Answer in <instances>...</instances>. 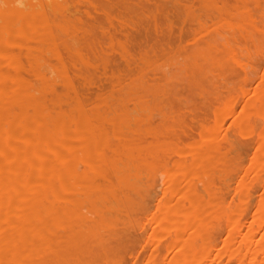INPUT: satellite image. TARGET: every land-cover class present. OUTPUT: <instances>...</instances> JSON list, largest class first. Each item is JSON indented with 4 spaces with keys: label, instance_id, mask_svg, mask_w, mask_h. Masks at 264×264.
Returning <instances> with one entry per match:
<instances>
[{
    "label": "bare ground",
    "instance_id": "obj_1",
    "mask_svg": "<svg viewBox=\"0 0 264 264\" xmlns=\"http://www.w3.org/2000/svg\"><path fill=\"white\" fill-rule=\"evenodd\" d=\"M191 3L0 0V264H108L121 245L142 241V222L149 228L143 244L137 242L146 251L143 264H158L162 240L159 264H264V68L249 84L255 56L264 54V0ZM171 14L192 22L186 27L197 26L192 41L174 49L168 45L175 38L165 42L166 49L165 43L157 50L146 45L152 48L149 55L145 49L148 58L138 52L144 60L135 57L142 63L131 69L134 57L125 45L137 40L134 30L152 26L154 41L164 29L169 39L178 21ZM112 53L119 62L108 75ZM229 62L241 71L233 70L240 96L234 84L224 88L222 80L229 93L213 107L214 120L205 123L204 115L200 123L198 117V139L179 142L187 138H178L180 130L178 141L173 134L170 139L175 130L170 122H177L174 100L179 106L210 67L222 69ZM227 69L226 74L232 70ZM96 81L108 85L100 89ZM179 84L190 88L181 87L187 93L180 99ZM221 87L205 92L218 101ZM178 110V116L184 113ZM192 116L196 129L195 111ZM154 118L160 121L155 127ZM227 121L235 127L232 134L238 128L243 136H256L247 165L238 169L236 202L226 199L223 185L229 188L243 158L237 152L247 144L236 143L237 132L226 137L228 127L222 135ZM172 149L177 156L169 153L170 163ZM233 157L239 159L235 166ZM214 171L218 184L211 179L205 186ZM199 184L205 188L197 189Z\"/></svg>",
    "mask_w": 264,
    "mask_h": 264
},
{
    "label": "rangeland",
    "instance_id": "obj_2",
    "mask_svg": "<svg viewBox=\"0 0 264 264\" xmlns=\"http://www.w3.org/2000/svg\"><path fill=\"white\" fill-rule=\"evenodd\" d=\"M181 2H182L183 4H185V5H187V4H188V5H189V4L191 5V4H192V3H191L192 0H188V1L185 2V3H184L183 0H181ZM188 5H187V6H188ZM192 5H194V3H193ZM177 16H178V14H177L176 16H175L174 14H173V16H172V14H171V15H170V19H172V21L174 22V21L176 20ZM173 17H174V20H173ZM177 19H178V21H175V22H177V23L175 24V25H176V29L174 28L175 25L172 24V25H173L172 29L174 28V30H171V31H172V32H171V35H170L171 37H170L169 39L166 38V37H167V36L165 35V34H166V31H165L164 29H161V32H162V33L165 32V34H162V35H163V39H162V35L159 34V36H158V33H157L156 38L158 37L159 40H158V38H157V40H156V38H155L156 42H155V40L153 41V40H152V36H153L152 26L149 27V30H150V31H149L148 29H146V30H145V29H144V30H142V29H141V30H140V29H136V30H134V32L138 30V31H137L138 34H139V32L142 33V34H141V37L143 38V40L141 39L142 41H140V39H139L140 37L137 36L138 34L136 35V36H137V38H136V36L134 35V34H136V33H134V32L132 31V34L134 35L135 40L137 39L138 41L136 40V41L133 43L134 39H133L132 41L129 40V41L127 42V43H128V46H127V44L125 45L126 47L124 46L125 49H126L129 53H132V54H130V58L134 57V59H132V61H131L132 64L129 63V64H130L129 66H130V67L132 66L131 69H133V66H136V65L139 66V65H140V63H138L139 61L141 62V60H139V58L141 59V58H142L141 56H143V55H140V54H141V53H145V49H146V47H147L149 44H150V45H149L150 47L152 46L153 50L155 49V46H156V49H155V50H157L158 47L160 48V43H161V44H164L165 42H170L171 40H174V38H175L174 41H171V42H173L172 45H171V43H170V45H171L172 47H171L170 45H168L167 43H165V45H166V44L168 45V48H172V49H174V47L179 48V46H180V47L185 46L186 42H190V41H192V34H193V32H195V33L197 32V30H196V29H197V26H196L195 24H192L190 28H189V27H186V26H189V23H190V22L188 23V20H185L183 16L181 17V16L179 15V17H178ZM173 22H172V23H173ZM191 23H192V22H191ZM191 23H190V24H191ZM116 26H118V25L116 24ZM183 26H184V27H183ZM180 27H181L182 30H179ZM193 27H195V28H194L195 31H193V29H192ZM128 28H129V30H132L129 24H128ZM144 28H146V27H144ZM188 28H189V29H188ZM183 29H184V30H183ZM190 29H191V31H190ZM185 30H186L187 32H186ZM143 31H147L148 33H150V35H149V34L146 32V33L149 35V36H147L146 33L144 32L145 35L147 36V39H145V38H146L145 35L143 36V34H144ZM179 31H180V34H178ZM129 32H131V31H129ZM173 32H174L175 34H174ZM183 32H184V33L186 32L188 35H187L186 33L184 34ZM190 32H191V33H190ZM195 33H194V34H195ZM132 34H131V35H132ZM133 35L131 36L132 38H134ZM178 36H179V38L182 37V39H179V40H180V43H179V41H178ZM180 36H181V37H180ZM150 37H151V38H150ZM183 37H184V38H183ZM132 38H130V39H132ZM160 38H161L163 41H162ZM188 38H189V39H188ZM148 39H149V40H148ZM170 39H171V40H170ZM186 39H187L188 41H187ZM165 40H166V41H165ZM167 40H168V41H167ZM144 41H145V43H144ZM154 42H155V43H154ZM157 42H158V43H157ZM156 43H157V45H156ZM129 44H130V48H128V47H129ZM154 44H155V45H154ZM177 44H178V45H177ZM146 45H147V46H146ZM165 45H163V48L165 47L164 49H166V47H167V45H166V46H165ZM176 45H177V46H176ZM149 46H148V47H149ZM169 46H170V47H169ZM144 47H145V48H144ZM139 48H140V50H139ZM143 48H144V49H143ZM152 48H147L148 50L146 49V50H147L146 53H148V55H149V53L152 51V50H151ZM159 48H158V49H159ZM142 49H143L144 51H143ZM175 49H176V48H175ZM130 51H131V52H130ZM141 51H142V52H141ZM138 52H139L140 54H139ZM146 53H145V56H143L144 59L148 58L147 55H146ZM134 54H135L136 56H135ZM110 56H112V58H110ZM113 56H114V55H113V53H112L111 55H109V58H110L111 60L114 58V60H115L116 62L111 63V60L108 59V61H109L108 63H109V64L107 63L108 66L106 67V69H107V74H108V75L111 73L112 70L115 69V67L117 66V63L119 62L118 57H116L117 55L114 56V57H113ZM131 56H132V57H131ZM261 56L264 57V54H261L260 57H259V56H257V57L255 56V59L257 58L256 61H255L256 64H254L255 62H254L253 64H254V66L257 65L256 67L258 68V70H257L256 67H253V69H255V70L252 69V71H254V72H252L254 75L250 74V75H252V78L250 77V78H251V81L249 82V84H250V83H251V84H254V83H255L254 77L256 76L255 79L258 78L257 76L260 77L259 74H261V72H262V70H263V68H264V58H262ZM115 57H116V58H115ZM135 57H139V58H136V59H138V61L135 60ZM143 58H142V59H143ZM258 58H259V59H258ZM144 59H143V60H144ZM117 60H118V61H117ZM134 60H135V62H133ZM112 62H113V61H112ZM136 62H137V64L135 65ZM120 63L123 65L122 62H120ZM141 63H142V62H141ZM208 63H209V62H208ZM121 64H120V65H121ZM229 64H230V65H229ZM229 64H227V63L224 64L225 66L227 65V66H226L227 68H228V65H229V68H230V69L232 68L231 71H229L230 69L225 68V69H227V71H229V72H227L228 75L226 74L225 69H223V68L225 67L224 65H223L222 69L220 68L221 71H220V69H218V67H213V66H212L213 68L210 67V69L207 70V73H210L211 75L213 74L214 76L212 75V77H211V76H209L210 74L207 75V73H206L208 80L205 78L206 75L204 76L203 79L198 78V81H199V82H198V86H200V87H196V86H194V87H196V88H193V85H191V87L193 88V90H194V89H197L196 91H192V90H190V88H188V89L191 91V94L187 93V92H190V91L187 89L188 86H184V85H182V84H184V81H183V83L181 84L182 86L179 84V85H180V88L182 87V88L185 89V90L187 89V90H186L187 92H186V91H183L182 88H181L182 90H180V88L178 89V90H180V91H183V92L180 93V94H179V93H176V94L178 95L179 99H180V96H185L186 93H187L188 95H186V96H185L186 98H185V97H184V98H185L186 100H188V99H187V96L190 97L189 100H190L191 103H192V104H191V108L193 107L192 105L195 104L194 107H193V109H194V111H195V116H196L195 119L197 118V120H195V121H196V122H195L196 129L194 128V123L192 124V122H193V121H192V118H193L192 113H193L194 111H193V109H192V111H191V109H190V104L186 103V100L183 99V97H181V98H182V101H183V103H182V101L180 100V101H181V104H179V106H181V108H179V106H178V104H177V103L179 102L178 100H174V104H173V105L171 104V107L173 108V110H172V113H173V114H172V118H173V120L175 119V122L177 121V122H176L177 124L175 123V125H174V123H173L172 121L170 122V123L172 124V125H171L172 127L170 126V127H171L170 130L174 127L175 130H173V129H172V130H173L175 133H173V131H169V132H170V133H168V135H169L168 137H169V138L172 137V136H170L171 134H173V137H172V138L176 137L177 135L175 136V134H177V132L179 133V130H180V133H181L180 135H182V136H179L178 138H181V137L184 138V136H187V138H186V137H185L186 139H182V138H181V140H180L179 142L182 141V143H183V142L186 143V142H188V139H189V141H190L191 139L195 140V138H197V137H198V134H199V128H198V125H197L199 118H200V123H202V122L204 123V121H206L205 123H208V122L214 120L215 115H214L213 107L216 106L217 103H219V102H221L222 100H224L225 93H229V92H225V91H227L228 89H230V88L232 87V85L234 84L233 86H234L235 89H233V90H234V91H238L239 95H238V93H236V92H235V93H236L238 96H240V91H239V89H238L239 86H238V88H237L238 80H236L237 77H236V76H233V75H235V74L237 75V74L240 73L241 71H239V70L236 69V68L234 69V68L232 67V66L234 65V63L229 62ZM112 65H113L114 67H113ZM120 65H119V66H120ZM168 65L171 66L170 64H168ZM209 65H210V64H207V63H206V66L209 67ZM169 66H168V67H169ZM236 66H237V65H236ZM236 66H235V67H236ZM241 66H242V65H241ZM120 67H121V66H120ZM208 67H207V68H208ZM245 67H247V66H245ZM169 68H171V67H169ZM237 68H238V67H237ZM239 68H240V65H239ZM243 68H244V67H243ZM248 68H249V66H248ZM171 69H173V68H171ZM245 69H247V68H245ZM245 69H244V70H245ZM189 70H192V69H189ZM233 70H235L236 72H238V71H239V72L236 73V72L233 71ZM240 70H243V69L240 68ZM247 70H248V69H247ZM193 71H195V73H199V72H197V70H193ZM249 71H251V69H249ZM257 71H258V72H257ZM187 72H188V74H189L190 71H187ZM191 72H192V71H191ZM218 72H219V74H221V75H219V76L216 75V73L218 74ZM221 72H222V73H221ZM255 72H256V73H255ZM195 73L192 72V74H194V75H195ZM234 73H235V74H234ZM224 74H225V75H224ZM231 74H232V75H231ZM255 74H256V75H255ZM189 75H190V74H189ZM196 75H197V74H196ZM223 75H224V76H223ZM191 76H192V75H191ZM191 76H190V77H191ZM237 76H238V75H237ZM193 77H194V76H193ZM196 77H197V76H196ZM219 77H221L222 79L220 78V79H221V80H220ZM224 77H225V78H224ZM191 78H192V77H191ZM194 78H195V77H194ZM230 79H231L232 81H231ZM183 80H185V79H183ZM190 80H191V79H190ZM190 80H189V81H190ZM210 80H212V81L214 80V83L212 82V83H213L212 86H207V85H208L207 82H208V81L210 82ZM222 80L225 81L224 84H227V85H226L227 87H224V88H228L227 90H226V89L223 90V88L221 87V86H224ZM253 80H254V82H252ZM181 81H182V80H181ZM219 81L222 83V85H220L221 83H220ZM229 81H230V83L228 84ZM236 81H237V82H236ZM185 82H186V81H185ZM203 82H204V83H203ZM234 82H235V83H234ZM215 83H217L218 85L215 84ZM214 84H215V85H214ZM236 84H237V85H236ZM240 84H241V83H240ZM97 85H98V86H97ZM99 85H100V86H99ZM104 85L106 86V85H108V84H107V83H106V84H101V83H98V82L96 81L95 87L97 86L98 88L100 87V89H102V88L105 87ZM204 86H205V87L207 86L206 88H207V89L209 88L208 90H210V91H211L212 89H214V88H210V87H216V88H220V87H221V91H220V89H219V92H221V93H219L218 101H217V100H214V98L210 95V91L207 90V91H206L207 93L205 92L206 88H204ZM217 86H220V87H217ZM230 86H231V87H230ZM184 87H185V88H184ZM198 88H199V89L201 88V89L199 90ZM202 88H203V89H202ZM232 88H233V87H232ZM247 88H249V87H247ZM176 89H177V88H176ZM178 90H177V91H178ZM201 90H203V91H201ZM185 92H186V93H185ZM193 92H194L195 95L193 94ZM198 92H199V93H198ZM201 92H203V94H202ZM211 92H212V91H211ZM216 92H217V91H216ZM200 93H201V94H200ZM197 94H198V96H200L202 99H201L200 97H198ZM222 94H223V95H222ZM190 95H192V96H190ZM226 95H227V94H226ZM193 96H194V97H193ZM196 96H197V97H196ZM178 97H176L175 99H177ZM192 97H193V99H195V97H196L195 101L192 99ZM203 97H206L207 99L209 98V100H207L206 98H205V100H204ZM210 98H211V99H210ZM203 100H204V101H203ZM206 100H207V101H206ZM213 100H214V101H213ZM220 100H221V101H220ZM176 101H177V102H176ZM190 101H189V102H190ZM196 101H197V102H196ZM198 101H199V103H198ZM201 101H202L203 103L205 102V104L208 103V105H206V106H205V104L203 105ZM208 101H211V102L213 101L212 105H211ZM216 101H217V102H216ZM237 101H238V100H237ZM239 101H240V100H239ZM239 101H238V102H239ZM187 102H188V101H187ZM194 102H195V103H194ZM241 102H242V100L240 101L239 105H238L237 102H236V104L238 105L237 107H240V106H241ZM179 103H180V102H179ZM184 103H186L187 105H185ZM182 104L184 105L185 108H186V106H188V105H189V107H187L186 110H183L184 108H183ZM202 105L204 106V108L206 107V108L204 109V111H202V108H203ZM195 106H196V107H195ZM200 106H201V109H200ZM209 106H210V108H208ZM188 108H189V110H188ZM207 108H208V109H211V111H209ZM178 109H180V111H183V112L185 113V116H184V113H181V112H180V114H182L183 116H182V115L180 116V114H179V116H178V114H177V113H179V110H178ZM196 110H197V112H196ZM200 110H201V111H200ZM190 111H191V112H190ZM208 111H209L210 113H209ZM187 112H189V113H188L189 116H187ZM199 112H200V113H199ZM197 113H199V114L197 115ZM190 114H191V115H190ZM175 115H176V117H173V116H175ZM204 115H205L206 120L203 121L204 118H202V117H204ZM177 116H178V117H177ZM190 116H191L192 118H190ZM200 116H201V117H200ZM198 117H199V118H198ZM208 117H211V120H210V118H208ZM176 118H178V120H177ZM188 118H189V119H188ZM201 118H202V119H201ZM180 119H181V121H180ZM190 119H191V121H190ZM156 120H157L156 123H159V122H160V121L158 122V119H157V118H154V119H152V122L150 121V125H151V126L153 125V127H155L154 124H156V123H155ZM182 120H183V121H182ZM201 121H202V122H201ZM178 122H180V127H179V125H178V124H179ZM181 122H182V123H181ZM183 122H184V123L186 122L187 125L185 124V126H184V125H183V124H184ZM187 122H188V123H187ZM190 122H191V124L193 125V127H192L193 130H191V127L188 126V125H191ZM159 125H160V124H157V127H158ZM176 125H178V128L176 127ZM192 125H191V126H192ZM228 125H230V127H229ZM181 126H182V128H181ZM231 126H232V127H231ZM188 127H189L190 129H189ZM226 127H228L229 130H228ZM180 128H181V129H184V130L181 131ZM230 128H233V129H234L235 127H234L233 125H231V123H230L229 121H227V122L224 124V128L222 129V135L225 134V133H223V132H225V131H223L224 129H225V130H226V129L228 130V131L226 130V133H228L227 135H225L226 137L229 135V133H230L231 136H233V135H235L234 133L237 132V134L235 135V136H236V137H235L236 140H237L238 137L240 138V136L245 138V137H247V135H248V137H247L248 140H247V138H245V141H244V138H240V139L238 138V140H237V142H236V143H240L242 146H243V144L246 142L247 145H245V144H244V145H245V149H246L247 153L244 154V152L242 151V149L245 150L244 147H242V149H241L242 152H241V151H240V152H237L238 154H239V153H240V154L242 153L241 156H242L243 158H241V163H238V162H237V164H238V166H236L237 168H236V167H233L234 170H235V168H236V171H235V172H237V173H236V175H235V173H233L234 176H232V177H234V179H233L232 177H231V179L229 178L230 181L232 180V182H229V179H228V183H230V184H227V185H228V186L230 185L229 188H230L231 190H230L229 188L227 189L226 185H225V186L223 185V188H224V189L226 188V190H228V193H229V194L226 193L227 196L229 195L228 198H227V196H225L226 199L229 200L230 198H232V199H234L233 202H234V201L236 202V201H237V196H238V192L236 191V189H237V182H238V181H237V177H238L237 174H239V170H240L239 168H240L243 164H244V166H242V168H244V167L247 165V163H248V161H249V158H250V156H251V152H252V150H253V148H254V142H255V138H256V136H255L254 134H252V135H251V134H250V135H249V134H245V135L243 136L242 133L240 134V129H238V128H237V131H236V130H235L236 132L233 131V134H232V133H231V132H232V129L230 130ZM176 129H177V130H176ZM187 130H188V131H187ZM190 130H191V131H190ZM194 130H195V131H194ZM176 131H177V132H176ZM183 131H186V133L183 132ZM193 131H194V132H193ZM182 132H183V133H182ZM187 132H188V133L190 132V134H188ZM191 132H193V134H192ZM183 134H184V135H183ZM178 135H179V134H178ZM191 135H192V136H191ZM230 135H229V137H231ZM189 137H190V138H189ZM233 137H234V136H233ZM249 137H250V138H249ZM172 138H170V139H172ZM252 138H253V140H252ZM197 139H198V138H197ZM197 139H196V140H197ZM174 140H177V138H174ZM193 140H192V141H193ZM177 141H178V140H177ZM192 141H190V142H192ZM249 141L252 142V143H250ZM142 142H144V141H142ZM248 142H249L250 144H249ZM222 144H223V143H222ZM248 144H249V145H248ZM223 145H224V144H223ZM252 145H253V146H252ZM248 146H249L250 148H247ZM248 149H249V150H248ZM233 150H234V149H233ZM171 152L174 153V155H173V154H172V155H173V157L175 158V157L177 156L176 151L172 149L170 152H168V155H169V153L171 154ZM233 152H234V151H232V153H233ZM235 152H236V151H235ZM234 154H235V153H234ZM234 154H232V155H234ZM240 154H239V156H238L237 154H236V155H237L238 157H241ZM160 155H161V154H160ZM236 155H235V156H236ZM169 156H170V157H167V158L170 160V161H168V162L171 163V162L173 161L172 159H174V158H173L171 155H169ZM158 157H159V156H158ZM161 157H162V156H161ZM238 157H236V160L238 159ZM162 158H163V157H162ZM168 159H167V160H168ZM233 159H234V157H233ZM233 159H231V160H233ZM242 159H243V160H242ZM236 160L234 159V160L232 161L233 165L236 163ZM238 160H239V159H238ZM245 160H246V161H245ZM239 162H240V161H239ZM244 162H245V163H244ZM237 164H235V165H237ZM235 165H234V166H235ZM242 168H241V169H242ZM238 169H239V170H238ZM212 171H213V170H212ZM155 172H156V171H155ZM214 172H215V171H214ZM161 173H162V172H161ZM212 173H213V172L208 173L207 178H206V181L204 182V185H205V186H207V184H208V185H211V183H212L211 181L215 182V184L212 183L214 186H215L216 184H218V181L216 180V175H217V173L215 172V174H213L214 177H211V176H212ZM236 176H237V177H236ZM159 177H160V176H159ZM235 177H236V178H235ZM156 178H157V177H156ZM213 178H214V179H213ZM211 179H212V180H211ZM235 179H236V180H235ZM207 180H208V181H207ZM210 180H211V181H210ZM233 180H234V182H233ZM153 182L156 183L157 185H154L153 183H151V184H153V186L155 187V191H158V189H159L158 186H160V180H159V178H158L157 180L154 179ZM208 182H210V184H209ZM226 182H227V181H226ZM206 183H207V184H206ZM231 184H233V185H231ZM196 185L198 186V184H196ZM196 185H195V186H196ZM204 185L202 184V186H201V184H199V187H196V188H197V189H200V190H203V189L205 188ZM219 185H220V183H219ZM203 186H204V188H203ZM208 187H211V186H208ZM216 187H218V186H216ZM260 187H261L260 185L256 186L255 189L251 191V194H252L253 191H254L255 194H254V193H253V194H254V196H255L256 193H257V191L260 189ZM218 188H219V187H218ZM258 188H259V189H258ZM220 189H222V187H221ZM224 189H222L221 191H223V192L225 193V190H224ZM229 190H230L231 192H230ZM235 191H236V192H235ZM234 192H235L236 194H234ZM234 195H235V196H234ZM233 196H234L235 198H233ZM254 196H253V197H254ZM232 199H230L231 202H232ZM142 224H143V226L145 225V226L147 227V225H146L147 223L145 224V222H142ZM148 225H149V224H148ZM146 227H144L145 230H147ZM149 227H150V226H149ZM145 230H144L143 237L141 238L142 241H141V240H136V241H135V239H134V241H135V242H134L133 239H132V241L130 240L131 242H130V241L128 242V244H130V245H127V243H125L123 247H122V245H121V246H120L121 248L119 247L118 250H116V252H115V253L118 254V256H116L117 254H111L110 256L115 255V256L111 257V259H112L113 261L110 260V259H108V258H110V256H108V258H107L108 260H107V261L109 262V260H110L109 263L112 264L111 262L114 263V259H116V257H117V258L119 257L120 259H121V257H122L121 262H122V261H123V262H122L121 264H132L133 262H134L133 264H143V262H144V258H143V257L145 256L146 251H145V249H144L142 246H141L142 248H141V247H138L139 245H138L137 242H141V243H142V242L145 240V238H144V237H145V233L149 231V228H148V231H145ZM133 242L136 243V244L132 245ZM161 242H162L161 245H163L164 240H162ZM141 243H140V244H141ZM142 244H143V243H142ZM125 245H127V246H125ZM161 245H160V249H159V250H160V252H161V249H162V252H161V253H163V252H164V251H163L164 248H162ZM130 246H131V247H130ZM119 249H121V252L118 253ZM123 249H124V250H123ZM126 249H127V250H126ZM131 249H132V250H131ZM143 250H144L145 252H144ZM159 250L157 251L158 253L156 252L157 254L155 253L156 257L158 256V257L156 258V263L158 262V264L160 263V261H161V259H162L161 256L163 255V254L159 253ZM122 251H123V252H122ZM136 251H137V252H136ZM139 251H141V254H140L141 256H139V258L136 259V257H137V256L139 255V253H140ZM143 252H144V253H143ZM134 253H135L136 257H134V256H135V255H133ZM137 254H138V255H137ZM120 256H121V257H120ZM132 256H133V257H132ZM141 257H142V258H141ZM113 258H114V259H113ZM119 258L117 259V264L119 263L118 260L120 261ZM134 258H135V259H134ZM158 258H159V259H158ZM115 262H116V261H115ZM109 263H108V264H109ZM119 264H120V263H119Z\"/></svg>",
    "mask_w": 264,
    "mask_h": 264
}]
</instances>
